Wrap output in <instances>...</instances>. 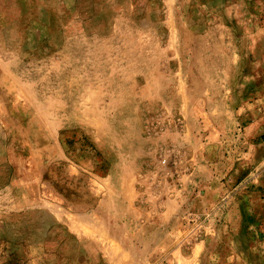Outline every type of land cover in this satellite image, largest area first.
I'll use <instances>...</instances> for the list:
<instances>
[{
    "label": "rangeland",
    "instance_id": "rangeland-1",
    "mask_svg": "<svg viewBox=\"0 0 264 264\" xmlns=\"http://www.w3.org/2000/svg\"><path fill=\"white\" fill-rule=\"evenodd\" d=\"M0 264H264V0H0Z\"/></svg>",
    "mask_w": 264,
    "mask_h": 264
}]
</instances>
